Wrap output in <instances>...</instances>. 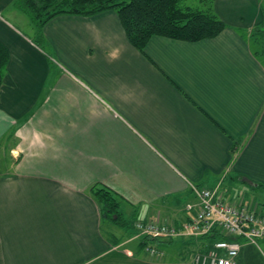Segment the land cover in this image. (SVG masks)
I'll return each instance as SVG.
<instances>
[{
	"label": "crops",
	"instance_id": "1",
	"mask_svg": "<svg viewBox=\"0 0 264 264\" xmlns=\"http://www.w3.org/2000/svg\"><path fill=\"white\" fill-rule=\"evenodd\" d=\"M19 1L0 0L9 54L0 264H192L186 249L208 250L200 239L142 244L134 228L104 224L94 184L135 220L179 224L194 202L190 184L264 204V60L250 45L264 22L261 0H213L226 26L216 38L152 37L143 52L113 11L58 16L41 29L53 53L34 44L36 25ZM148 244L163 257H150ZM239 244L237 264H264V239Z\"/></svg>",
	"mask_w": 264,
	"mask_h": 264
},
{
	"label": "trees",
	"instance_id": "2",
	"mask_svg": "<svg viewBox=\"0 0 264 264\" xmlns=\"http://www.w3.org/2000/svg\"><path fill=\"white\" fill-rule=\"evenodd\" d=\"M187 1L189 0H20L18 6L29 14L36 25L34 44L38 47L43 42L42 27L55 17H89L113 11L129 44L143 52L152 37L195 43L214 39L225 29L226 26L212 9L213 0H195L198 3L195 7L186 6ZM253 33L252 37H264V22L253 29ZM8 60V51L0 43V86L6 75ZM8 137H13V134ZM235 151L236 148L232 152ZM89 192L98 205L102 222H112L125 227L127 231L134 228L137 220H133L131 226L129 222H125L121 209L122 200L114 192L99 184L92 185ZM233 239L216 231L200 238L207 241L208 250L212 249L215 241ZM151 240L154 239L144 237L142 244ZM211 240L213 242L210 244Z\"/></svg>",
	"mask_w": 264,
	"mask_h": 264
},
{
	"label": "built area",
	"instance_id": "3",
	"mask_svg": "<svg viewBox=\"0 0 264 264\" xmlns=\"http://www.w3.org/2000/svg\"><path fill=\"white\" fill-rule=\"evenodd\" d=\"M193 203L184 206L187 216L179 224L170 219L137 220L134 229L140 236L160 239H200L213 231L233 240L213 242L212 249L196 253L192 264H237L239 241L255 245L264 239V204H249L240 196L229 201L218 188L208 190L190 184ZM145 252L154 258H162L163 252L154 245H146Z\"/></svg>",
	"mask_w": 264,
	"mask_h": 264
},
{
	"label": "rangeland",
	"instance_id": "4",
	"mask_svg": "<svg viewBox=\"0 0 264 264\" xmlns=\"http://www.w3.org/2000/svg\"><path fill=\"white\" fill-rule=\"evenodd\" d=\"M126 1H129V0H126ZM185 4H186V6H191V7H195V5L198 6V3L195 0H189V1L185 2ZM261 4H262V7H263V11H264V0H261ZM35 42H36V39H35ZM250 45H251L252 49L254 51H256L260 55V58H262V60H264V37H260L259 38L258 35L253 37L252 39H250ZM40 46L42 48H44V49L46 48L45 50L47 52L53 53L51 48H50V46H49V44H48V42H46L45 39H44V41L42 43H40ZM261 56H263V57H261ZM199 188H204V187H199ZM123 218H124L125 222H129L130 226L133 224V222H134L133 220H135V217H133V216L129 217V215H127V213H123ZM106 223L110 224L111 226H113L117 231H122V233L124 232V234H127V229L125 227H122V226H119V225H115L112 222L104 221V224H106ZM186 240H190V239H186ZM212 242L213 241L211 240L210 244ZM192 252H195V251L192 250V248L191 249L188 248V249H186V254H185V257L187 259L189 258L191 261H192V258L194 257V255L196 253H201L200 251H197L195 253H192Z\"/></svg>",
	"mask_w": 264,
	"mask_h": 264
},
{
	"label": "clouds",
	"instance_id": "5",
	"mask_svg": "<svg viewBox=\"0 0 264 264\" xmlns=\"http://www.w3.org/2000/svg\"><path fill=\"white\" fill-rule=\"evenodd\" d=\"M111 57H112L113 59L117 58V52H116V51H113V52L111 53Z\"/></svg>",
	"mask_w": 264,
	"mask_h": 264
}]
</instances>
